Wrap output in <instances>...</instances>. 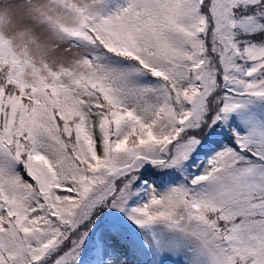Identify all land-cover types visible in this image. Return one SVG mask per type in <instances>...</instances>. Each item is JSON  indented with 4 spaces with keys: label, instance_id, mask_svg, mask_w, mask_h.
I'll use <instances>...</instances> for the list:
<instances>
[{
    "label": "snow or ice",
    "instance_id": "1",
    "mask_svg": "<svg viewBox=\"0 0 264 264\" xmlns=\"http://www.w3.org/2000/svg\"><path fill=\"white\" fill-rule=\"evenodd\" d=\"M0 264H264V0H0Z\"/></svg>",
    "mask_w": 264,
    "mask_h": 264
}]
</instances>
